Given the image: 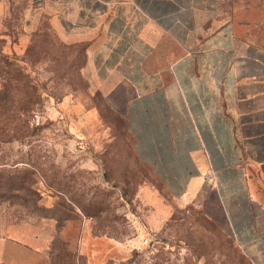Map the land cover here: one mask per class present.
Returning a JSON list of instances; mask_svg holds the SVG:
<instances>
[{
	"label": "rangeland",
	"instance_id": "rangeland-1",
	"mask_svg": "<svg viewBox=\"0 0 264 264\" xmlns=\"http://www.w3.org/2000/svg\"><path fill=\"white\" fill-rule=\"evenodd\" d=\"M225 1L239 52L264 60V0ZM44 4L0 0V264H255L138 159L86 43L66 41ZM32 92L28 137L4 133Z\"/></svg>",
	"mask_w": 264,
	"mask_h": 264
},
{
	"label": "crops",
	"instance_id": "crops-1",
	"mask_svg": "<svg viewBox=\"0 0 264 264\" xmlns=\"http://www.w3.org/2000/svg\"><path fill=\"white\" fill-rule=\"evenodd\" d=\"M44 1L66 41L88 44L138 159L264 264V60L239 52L226 1Z\"/></svg>",
	"mask_w": 264,
	"mask_h": 264
},
{
	"label": "trees",
	"instance_id": "trees-1",
	"mask_svg": "<svg viewBox=\"0 0 264 264\" xmlns=\"http://www.w3.org/2000/svg\"><path fill=\"white\" fill-rule=\"evenodd\" d=\"M87 47H88V44H86ZM87 47H86V50H87ZM9 78L11 81H15V82H18V78L16 76H12V74L9 75ZM22 80V79H21ZM28 83V81H27ZM30 87V86H29ZM32 88V87H31ZM6 89H8L6 87ZM30 105L29 106H21V104L19 105H10L7 109H9L7 112H8V116H9V123L8 122H5L4 125H2V128H3V132L5 133V131H9L11 132V130L13 129L12 126H17V129H19L20 132H23V136L24 137H28V130H29V126H28V120L25 119L26 115L28 112H31L34 110V105L36 104V99H37V94H35L34 92H32V94L30 95ZM15 121H19L18 123L15 124ZM24 122L23 124H19V123H22ZM127 125V123H126ZM21 126V127H19ZM128 129V128H127ZM133 138V137H132ZM17 139V138H16ZM6 160L4 161H0V165H10V163L8 162H5Z\"/></svg>",
	"mask_w": 264,
	"mask_h": 264
}]
</instances>
